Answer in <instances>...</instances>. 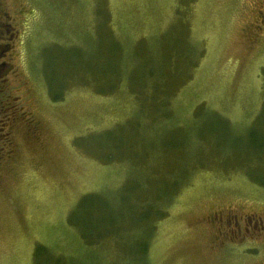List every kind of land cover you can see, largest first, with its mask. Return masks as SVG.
<instances>
[{
    "label": "rangeland",
    "instance_id": "374dc122",
    "mask_svg": "<svg viewBox=\"0 0 264 264\" xmlns=\"http://www.w3.org/2000/svg\"><path fill=\"white\" fill-rule=\"evenodd\" d=\"M262 112L264 0H0V264H264Z\"/></svg>",
    "mask_w": 264,
    "mask_h": 264
},
{
    "label": "trees",
    "instance_id": "16d2710c",
    "mask_svg": "<svg viewBox=\"0 0 264 264\" xmlns=\"http://www.w3.org/2000/svg\"><path fill=\"white\" fill-rule=\"evenodd\" d=\"M115 56L116 55H114L113 58H115ZM164 70H163L162 74L164 73ZM155 74H156V71H154L153 73H149L148 76L152 78ZM163 77L165 79V75ZM143 78L144 77L140 78L139 80H142ZM158 78H159L158 81L160 82V85L163 86L162 85L163 83L160 81V76ZM88 80L91 81L88 77H86L82 82H85L87 84ZM170 80L165 79L164 85L169 83ZM52 82L53 81H50L51 85H52ZM140 82H142V81H140ZM114 83L110 84L109 82L107 83L106 81H104L103 83L99 82L98 84H96V87L98 85V87L102 91H106V90H110V88L114 85ZM98 87H97V89H98ZM103 88H106V89H103ZM155 94H160V91L155 92ZM62 97H63V95H62ZM157 97L158 98H157L156 102L152 101L153 106L155 107L156 110L160 109L162 111L163 117L168 118L169 113L166 110V107H167L166 102H168L167 99H164L161 96H157ZM54 98L60 99L61 97L59 95V96H56ZM151 108L152 107H148L145 109H151ZM197 112L198 111H196V113ZM217 121L221 124H226L225 126L228 125L227 121L224 119L219 118V119H217ZM262 124H264V112H262L261 114H259L257 116L256 120L254 121L253 126L246 132L245 135H243V139H244V137H246V139H247V142H245V141L243 142V144L245 143V146L243 147V149H245L246 146H247L246 149H249V153L246 155V160H245V162L247 160H249V163H248L249 167H251V163L255 162L256 160H258V158L263 157V155H264V154H262V152H264V130H262L260 128L262 126ZM234 138H235L234 139L235 141H239V140H241L242 137L235 136ZM241 144L242 143H238V146L242 147ZM243 154H245V153L243 152ZM106 157H107L106 159H110V154H106ZM248 174L253 178L254 181H256L258 184L264 186V171L261 173H256L255 171H248ZM100 203H101V201H100ZM93 204L97 205L96 198H93L92 195H86L79 202V204L77 205L76 209L74 210V213L72 214V216H70V218L74 224H77L76 220H79V221L82 220V222H83V226L81 227V229L83 231L82 236L85 240L90 237L89 235H91V234H88V232H87L90 230L91 223L93 222L94 219H97L96 217L92 216V211L90 212V209L88 208L89 206H91ZM103 208L107 210L106 206L102 207V209ZM142 216L143 217L146 216L144 214V211L142 213ZM143 243L140 245L141 247L143 246ZM140 249L145 252L147 250V247L145 246V247H143V249L142 248H140ZM43 253L45 254V257L43 255ZM35 256L37 258L36 264H67V262H68L67 261L68 259H63V256L61 257V256L57 255L56 257H54L53 254L48 252V250H46L43 246L37 247ZM62 259L64 260V262L62 261Z\"/></svg>",
    "mask_w": 264,
    "mask_h": 264
},
{
    "label": "flooded vegetation",
    "instance_id": "af4514ba",
    "mask_svg": "<svg viewBox=\"0 0 264 264\" xmlns=\"http://www.w3.org/2000/svg\"><path fill=\"white\" fill-rule=\"evenodd\" d=\"M14 37V35H13ZM10 64L9 62H4L3 65ZM32 119V118H31ZM35 125V122H33ZM36 129V125L35 128ZM2 130V128H1ZM12 143V133L10 128L4 129L3 132L0 134V161H2L5 157L11 155V151H9V147ZM9 154V155H8ZM238 216V215H237ZM236 215L232 216L229 212H216L214 211L211 215L210 221L215 223L218 226V237L221 239L225 235L235 236L237 233L242 232V226L239 225V220ZM232 218H234L232 220Z\"/></svg>",
    "mask_w": 264,
    "mask_h": 264
}]
</instances>
